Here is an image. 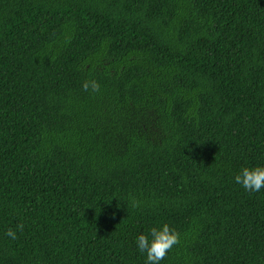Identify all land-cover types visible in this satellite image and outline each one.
<instances>
[{
	"label": "trees",
	"instance_id": "1",
	"mask_svg": "<svg viewBox=\"0 0 264 264\" xmlns=\"http://www.w3.org/2000/svg\"><path fill=\"white\" fill-rule=\"evenodd\" d=\"M260 165L264 0H0V264H264Z\"/></svg>",
	"mask_w": 264,
	"mask_h": 264
},
{
	"label": "clouds",
	"instance_id": "2",
	"mask_svg": "<svg viewBox=\"0 0 264 264\" xmlns=\"http://www.w3.org/2000/svg\"><path fill=\"white\" fill-rule=\"evenodd\" d=\"M90 88L93 92H99L100 85L95 80L85 81L83 89L88 91ZM234 181L246 191L259 192L264 188V165L243 167L234 177ZM17 229L22 232L24 224H18L16 229L9 228L6 235L15 240L17 238ZM180 241V232L168 223H164L160 226L151 227L147 233H141L136 238V246L141 253H146L147 264H160V261L165 259Z\"/></svg>",
	"mask_w": 264,
	"mask_h": 264
}]
</instances>
